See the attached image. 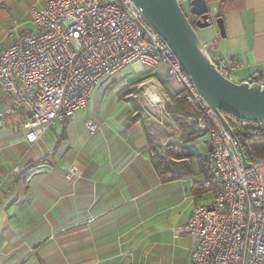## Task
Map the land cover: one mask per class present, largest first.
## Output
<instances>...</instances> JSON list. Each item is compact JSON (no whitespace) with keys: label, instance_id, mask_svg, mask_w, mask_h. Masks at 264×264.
<instances>
[{"label":"crops","instance_id":"crops-1","mask_svg":"<svg viewBox=\"0 0 264 264\" xmlns=\"http://www.w3.org/2000/svg\"><path fill=\"white\" fill-rule=\"evenodd\" d=\"M45 2L0 0V45L9 42L5 33L13 21L25 24ZM207 6L210 23L195 27L200 40L214 41L213 56L236 58L235 81L257 76L264 83V0H207ZM157 68L172 83L167 109L175 111L182 86L164 65ZM97 86L84 106L35 141L25 139L19 114L3 118L0 264H189L193 237L174 228L211 197L207 189L197 193L207 176V139L187 144L191 174L162 181L152 162V136L130 110L99 116ZM88 120L97 123L95 131Z\"/></svg>","mask_w":264,"mask_h":264},{"label":"built area","instance_id":"built-area-1","mask_svg":"<svg viewBox=\"0 0 264 264\" xmlns=\"http://www.w3.org/2000/svg\"><path fill=\"white\" fill-rule=\"evenodd\" d=\"M177 1L189 6V0ZM30 18L34 31H19L13 21L5 33L9 42L0 45V125L19 114L25 139L35 141L84 106L103 78L135 62L150 69L164 65L182 86L193 128L208 134L209 176L200 186L211 197L174 228L193 237L189 264H264V164H243L232 132L141 7L133 0H46ZM202 43L219 72L235 81L236 58L213 56L214 41ZM86 126L91 132L98 127L92 120Z\"/></svg>","mask_w":264,"mask_h":264},{"label":"water","instance_id":"water-1","mask_svg":"<svg viewBox=\"0 0 264 264\" xmlns=\"http://www.w3.org/2000/svg\"><path fill=\"white\" fill-rule=\"evenodd\" d=\"M133 1L170 44L197 89L232 132L243 164L250 165L225 116L264 123V83L257 76L251 81H234L223 76L216 68L195 29V26L203 27L210 23L207 0H189V12L197 16L195 23L188 18L177 0ZM216 23L223 32L220 17Z\"/></svg>","mask_w":264,"mask_h":264},{"label":"rangeland","instance_id":"rangeland-1","mask_svg":"<svg viewBox=\"0 0 264 264\" xmlns=\"http://www.w3.org/2000/svg\"><path fill=\"white\" fill-rule=\"evenodd\" d=\"M182 8L188 18L195 23L194 15L189 12L186 2L182 3ZM30 30H35L31 18L25 24L19 25V31ZM157 72V67L151 69L142 67L139 62L126 65L114 75L103 78L101 83L96 85L100 88L94 96L96 95L100 106L99 116L102 114L110 116L119 111L125 113L130 110L128 112L131 117L141 120L152 136L156 151L165 153V145L177 139L181 132L175 127L172 115L167 110L169 103L167 88L173 90L172 83L170 84L164 77V72L159 76ZM114 117L112 115L109 118ZM186 118L190 120L187 116ZM43 133L41 136L46 135ZM207 137L206 133L204 138Z\"/></svg>","mask_w":264,"mask_h":264},{"label":"trees","instance_id":"trees-1","mask_svg":"<svg viewBox=\"0 0 264 264\" xmlns=\"http://www.w3.org/2000/svg\"><path fill=\"white\" fill-rule=\"evenodd\" d=\"M177 100V110L168 108L167 110L174 112L172 118L180 129L178 141L169 142L165 145V153L152 152V162L158 175L162 181H168L184 175L191 174L190 157L193 152L188 147V142L203 134V131L193 128V121L186 118L192 113V108L183 99L182 95L175 98ZM176 105V106H177ZM233 133L238 138L244 156L248 162L254 165L264 164V123L249 122L241 118L225 116ZM133 120L136 118L133 116ZM150 139V133L146 131ZM202 160L204 174L209 176L208 164ZM206 188L198 184L197 193L204 192Z\"/></svg>","mask_w":264,"mask_h":264},{"label":"flooded vegetation","instance_id":"flooded-vegetation-1","mask_svg":"<svg viewBox=\"0 0 264 264\" xmlns=\"http://www.w3.org/2000/svg\"><path fill=\"white\" fill-rule=\"evenodd\" d=\"M194 19L196 20L197 19V16H194ZM192 21V20H191Z\"/></svg>","mask_w":264,"mask_h":264}]
</instances>
